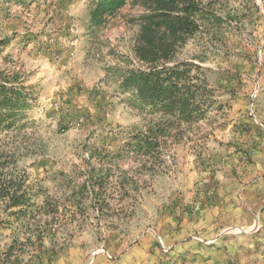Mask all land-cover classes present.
Here are the masks:
<instances>
[{"label": "rangeland", "instance_id": "obj_1", "mask_svg": "<svg viewBox=\"0 0 264 264\" xmlns=\"http://www.w3.org/2000/svg\"><path fill=\"white\" fill-rule=\"evenodd\" d=\"M154 2L96 24L93 0H0V68L29 94L0 179L40 188L66 245L52 264H264V0ZM175 65L190 121L123 85Z\"/></svg>", "mask_w": 264, "mask_h": 264}, {"label": "trees", "instance_id": "obj_2", "mask_svg": "<svg viewBox=\"0 0 264 264\" xmlns=\"http://www.w3.org/2000/svg\"><path fill=\"white\" fill-rule=\"evenodd\" d=\"M93 1L91 20L96 24L115 14L126 2ZM169 1L171 0H155L154 4L162 11H170L172 8H162ZM0 46V49H4L6 42L1 41ZM2 52L0 50V54ZM184 66L186 65L149 72H130L124 78L123 85L137 93L139 106L144 103L157 113L171 117L179 114L190 121L196 119L195 113L199 114L196 112L195 102L186 96L192 81L188 72L183 70ZM27 91L26 80L19 72L0 68V136L21 127L17 124L22 111L28 107ZM37 190L40 188L29 184L22 177L0 179V235L3 231L10 233L9 243L0 246V264H52L64 255L66 245L55 241L59 224L53 226L54 215L49 210L34 206L33 198L37 195Z\"/></svg>", "mask_w": 264, "mask_h": 264}, {"label": "crops", "instance_id": "obj_3", "mask_svg": "<svg viewBox=\"0 0 264 264\" xmlns=\"http://www.w3.org/2000/svg\"><path fill=\"white\" fill-rule=\"evenodd\" d=\"M257 195L260 198H264V188L263 187H260V188L257 189Z\"/></svg>", "mask_w": 264, "mask_h": 264}]
</instances>
